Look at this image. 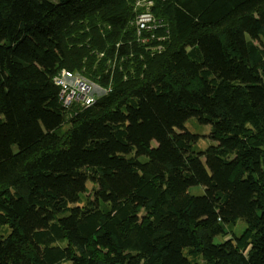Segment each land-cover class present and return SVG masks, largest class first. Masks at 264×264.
Returning a JSON list of instances; mask_svg holds the SVG:
<instances>
[{
  "label": "trees",
  "instance_id": "16d2710c",
  "mask_svg": "<svg viewBox=\"0 0 264 264\" xmlns=\"http://www.w3.org/2000/svg\"><path fill=\"white\" fill-rule=\"evenodd\" d=\"M136 1L0 0V264H264V0Z\"/></svg>",
  "mask_w": 264,
  "mask_h": 264
},
{
  "label": "built area",
  "instance_id": "2783aa9c",
  "mask_svg": "<svg viewBox=\"0 0 264 264\" xmlns=\"http://www.w3.org/2000/svg\"><path fill=\"white\" fill-rule=\"evenodd\" d=\"M152 19L153 15L150 11L139 12L135 19L138 33L152 29ZM54 81L60 87V100L66 108L75 103L81 106H89L100 95L108 91L88 77L67 69H62L55 76Z\"/></svg>",
  "mask_w": 264,
  "mask_h": 264
},
{
  "label": "rangeland",
  "instance_id": "374dc122",
  "mask_svg": "<svg viewBox=\"0 0 264 264\" xmlns=\"http://www.w3.org/2000/svg\"><path fill=\"white\" fill-rule=\"evenodd\" d=\"M151 4H152L151 0H137L136 4L134 6V11L136 9L137 10L142 9V8L144 9L146 7V11L151 12V7H150ZM152 15H153V19L151 22V26H152V29H155L156 38L157 39L165 38V35L163 34V30H166V33L168 31V33H169V30H170L169 23L168 22L167 23L158 22V23H160V26H158V23L155 20L156 19L155 14L153 13ZM134 25H135L134 31H136L138 36L142 37L143 32L138 33L137 26H136L137 24L134 23ZM159 49H163V47L161 45H155V46H152L151 50H155V53H156ZM185 127L188 128L190 131L198 134L199 137H198L197 143H198L199 148L204 149L208 144H210L212 142L211 141L212 139L210 138V134H211L210 125H205V124L202 125L201 123L198 122V120L196 118H190L186 121ZM178 130L183 131V129H178ZM92 187H93V184L89 183L88 188L92 189ZM195 192L201 193L202 191L196 190ZM83 200H85V199H83ZM244 230H245V223L243 221H240L238 226L236 227V232L238 234H241L244 232ZM62 264H71V262H64Z\"/></svg>",
  "mask_w": 264,
  "mask_h": 264
}]
</instances>
